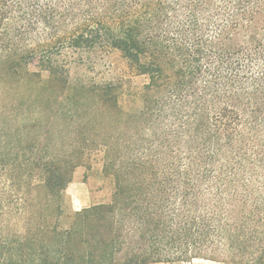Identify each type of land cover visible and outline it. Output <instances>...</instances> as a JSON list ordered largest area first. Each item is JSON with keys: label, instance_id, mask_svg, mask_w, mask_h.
<instances>
[{"label": "trees", "instance_id": "trees-1", "mask_svg": "<svg viewBox=\"0 0 264 264\" xmlns=\"http://www.w3.org/2000/svg\"><path fill=\"white\" fill-rule=\"evenodd\" d=\"M106 49L149 80L140 112L91 145L114 200L68 226L43 217L25 262L264 264V0H0V86L19 78L37 116L68 88L61 59L82 63ZM121 87L87 93L110 116ZM91 158L76 155L64 172L57 158L42 159L48 204Z\"/></svg>", "mask_w": 264, "mask_h": 264}, {"label": "rangeland", "instance_id": "rangeland-1", "mask_svg": "<svg viewBox=\"0 0 264 264\" xmlns=\"http://www.w3.org/2000/svg\"><path fill=\"white\" fill-rule=\"evenodd\" d=\"M77 56L61 59L68 69V88L47 96L40 116L27 96V86L18 84L19 78L7 77L10 83L0 86V264H32L25 262L30 251L28 238H41L46 215H59L60 223L68 226L76 213L114 200V182L104 176L101 154L91 145L109 136L115 121L140 112L143 89L149 80L117 50L106 49L82 63ZM30 67L41 73L45 83L48 81L46 72L34 63ZM118 83L122 84L118 92L121 109L103 115L96 97L87 90ZM63 95H73L76 100L56 102ZM4 103L8 106L3 107ZM114 133L119 132L114 129ZM87 153L91 160L72 169L66 190L48 204L41 185L42 159L57 158L55 165L64 172L71 170L69 159ZM59 207L61 210H57ZM174 264L227 263L194 260Z\"/></svg>", "mask_w": 264, "mask_h": 264}]
</instances>
